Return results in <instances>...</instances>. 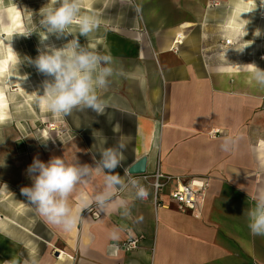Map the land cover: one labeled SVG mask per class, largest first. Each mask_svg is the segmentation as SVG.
<instances>
[{"label": "crops", "instance_id": "1", "mask_svg": "<svg viewBox=\"0 0 264 264\" xmlns=\"http://www.w3.org/2000/svg\"><path fill=\"white\" fill-rule=\"evenodd\" d=\"M80 5L101 20L96 32L79 37L81 44L112 57L113 75L98 90L107 107L104 115H58L42 108L38 96L39 114L45 111L58 128L32 138L26 161L19 154L15 167L1 166L0 264H264V236L251 233L247 218L264 191V87L251 78L248 65L264 70V0ZM72 34L78 36V28ZM73 36L62 37L64 43ZM176 37L180 44H174ZM225 38L232 43L223 45ZM93 134L107 138L105 147L125 143L122 166L115 170L122 177L144 158L145 174L158 166L176 179L161 196L165 206H154L149 186L143 200L125 191L117 198L126 200L128 215L116 204L105 213L92 205L64 232L27 205L21 194L32 185L26 169L34 158L47 162L53 156L95 166ZM226 137L235 140L228 152L221 148ZM103 175L94 170L77 188L70 197L74 208L78 193L93 196ZM192 177H203L208 189L201 205L179 211L166 193ZM113 228L121 229L115 248L108 238ZM127 232L139 237L130 251L119 248ZM57 250L63 252L59 259Z\"/></svg>", "mask_w": 264, "mask_h": 264}, {"label": "clouds", "instance_id": "2", "mask_svg": "<svg viewBox=\"0 0 264 264\" xmlns=\"http://www.w3.org/2000/svg\"><path fill=\"white\" fill-rule=\"evenodd\" d=\"M40 17L39 26L46 34L40 36L43 47H38V56L28 62L34 65L38 72L51 78L45 80L43 85L42 97L46 110L65 116L70 115L73 110H91L97 115H104L107 101L101 98L98 90L106 88L113 75L112 57L85 47L79 40L80 36L87 38L96 32L101 26V20L95 14L84 13L80 0H52L51 5L40 12ZM73 25L78 28V36H73L69 30ZM50 34L57 39L68 35L73 38L57 47L54 43H44ZM248 65L251 66V78L264 87V70L255 64ZM93 136L94 144L97 145V151L92 157L95 166L78 161L67 162L63 157L53 156L47 162L34 158L26 169L28 177L32 180L31 186L21 188V194L28 201L27 205L32 207L45 223L64 232L72 231L82 217V210L92 205L105 213L116 204L123 215H128L127 202L118 199V193L128 191L135 199L141 200L148 195L147 189L139 180L126 179L115 171L122 166L125 143L118 141L114 146L105 147L106 137H97L94 134ZM234 144L232 137H226L221 148L228 152ZM94 170L104 174L102 186L91 197L80 191L79 204L74 208L70 197L92 176ZM247 218L251 233L264 236V191H260L255 197L254 206L247 211ZM120 235L119 228H113L108 233L112 248L118 244ZM33 264L37 262L34 260Z\"/></svg>", "mask_w": 264, "mask_h": 264}, {"label": "rangeland", "instance_id": "3", "mask_svg": "<svg viewBox=\"0 0 264 264\" xmlns=\"http://www.w3.org/2000/svg\"><path fill=\"white\" fill-rule=\"evenodd\" d=\"M51 2L0 0V177L3 174L1 166L7 162L15 167L19 154H23L26 161L33 151L32 138L37 139L43 131L48 133L47 125L51 120L45 111L39 114L37 105L40 102L45 108L41 100L43 85L50 77L38 72L28 61L38 56V47H43L40 36L46 34L39 26L40 12ZM69 30L76 32V25ZM44 43L60 47L64 39L50 34ZM29 81L34 86L31 98L19 86Z\"/></svg>", "mask_w": 264, "mask_h": 264}, {"label": "built area", "instance_id": "4", "mask_svg": "<svg viewBox=\"0 0 264 264\" xmlns=\"http://www.w3.org/2000/svg\"><path fill=\"white\" fill-rule=\"evenodd\" d=\"M180 38L176 37L174 39V44L179 43ZM221 43L225 46H228L232 43L231 39L225 38L221 40ZM173 49H176L173 45ZM57 126L51 122L47 125V130L55 131ZM127 178L140 177L142 180L141 184L149 186L152 189L153 197L152 201L155 207L165 206L166 203L162 201L161 196L163 195L165 188L171 183L176 177L166 174L156 166L155 170L150 174H129L126 173ZM208 182L205 181L203 177H192L183 182H176L175 188L170 189L166 193L168 202L174 203L175 207L179 211L193 210L201 205V202L205 195V190L208 189ZM139 237L131 235L127 232L125 239L120 243L119 248L124 251H130L138 247ZM63 256V252L57 250L55 257L57 259Z\"/></svg>", "mask_w": 264, "mask_h": 264}, {"label": "water", "instance_id": "5", "mask_svg": "<svg viewBox=\"0 0 264 264\" xmlns=\"http://www.w3.org/2000/svg\"><path fill=\"white\" fill-rule=\"evenodd\" d=\"M144 162L145 159L141 158L139 159L136 163H134L133 165H131L127 172H129V174H142L145 171V167H144Z\"/></svg>", "mask_w": 264, "mask_h": 264}, {"label": "bare ground", "instance_id": "6", "mask_svg": "<svg viewBox=\"0 0 264 264\" xmlns=\"http://www.w3.org/2000/svg\"><path fill=\"white\" fill-rule=\"evenodd\" d=\"M32 82V81H31ZM30 81L28 82V83H24L23 85H20L19 84V86H20V89L21 90H23L25 93H26V95H27V97H29V98H31L32 97V95H34L33 93H32V91H33V84L31 83ZM42 102H43V97H42ZM58 128V127H57Z\"/></svg>", "mask_w": 264, "mask_h": 264}]
</instances>
